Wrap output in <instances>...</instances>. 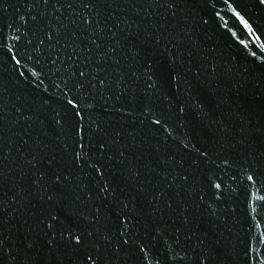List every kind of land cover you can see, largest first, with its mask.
<instances>
[{"label": "trees", "instance_id": "1", "mask_svg": "<svg viewBox=\"0 0 264 264\" xmlns=\"http://www.w3.org/2000/svg\"><path fill=\"white\" fill-rule=\"evenodd\" d=\"M9 3L12 6L6 13L0 9V39L10 47L20 45L23 52L25 42L12 37L27 31L21 17L31 19L30 0ZM160 3L165 6L158 7L153 0L120 3L119 8L104 11V16L116 13L106 23L112 27L119 17V27L125 29L118 33L121 38L136 34L137 26L159 27L167 37L161 45L162 62L169 56L165 45L172 51H176L173 45H178L186 54L195 44L188 74L193 86L186 85L187 91L165 83L156 94L129 89L117 99L120 89L115 86L103 93L81 89L64 68L57 72L59 63L52 66L48 62L39 76L32 72H40V65L27 55L17 57L20 65L10 59L0 65V264H82L85 259L70 249L67 254H50L39 241L34 250L25 251L37 240L35 215L48 205L35 196L27 197L21 188L27 186L21 172H28L26 161L38 155L43 144L49 145L44 149L49 159L71 160L75 145L70 137L65 138L55 119L65 114V97L73 96L82 105L94 104L83 109L81 124L87 130L83 142L102 139L109 143L111 150L101 158L109 173L126 175L125 168L142 172L139 180H117L120 195L118 199L115 194L110 196V203L101 204L94 194V182L89 185L93 200L104 213L97 226L109 240L107 251L100 248L104 264H192L198 255L208 257L206 264H264V6L255 0H228L249 21L253 35L224 0ZM75 11L86 15L94 10L81 8L77 0ZM70 12L61 8L57 13L51 6L47 9L53 21L56 15L63 18ZM109 39L105 29L97 43ZM213 63L217 71L209 75ZM198 69L203 75L196 79ZM156 120L160 123H154ZM113 139L119 143L112 145ZM119 151L126 158L123 164ZM95 159L79 162L85 170L79 173L85 184L89 175H98L91 168ZM43 167L61 170L47 160ZM68 171L63 169L65 175ZM48 175L55 179L51 171ZM249 175L254 180H248ZM215 183H220L221 189H215ZM142 187L147 188V196L138 195ZM17 193L21 203H17ZM124 204V211L135 216L139 239L112 254L119 247L116 218L122 215L119 209ZM89 207L95 213V207ZM84 211L88 213L87 208Z\"/></svg>", "mask_w": 264, "mask_h": 264}, {"label": "snow or ice", "instance_id": "2", "mask_svg": "<svg viewBox=\"0 0 264 264\" xmlns=\"http://www.w3.org/2000/svg\"><path fill=\"white\" fill-rule=\"evenodd\" d=\"M78 2L81 8L94 11H89L86 15L76 12L77 0H54V2L53 0H30L31 9L37 11L33 13L30 9L28 13L30 20L21 17L22 26H25L27 31L23 35L12 37L14 41H24L26 47L22 52L20 45H14L15 52H13V47L8 46L0 39V65L9 59L14 61L15 65H20L21 60L17 57L27 55L29 59L40 65V72H32L33 76H39L48 62L52 66L59 63L61 67L56 69L57 72L64 68L69 73V78L74 79L75 84L79 85L81 89L90 88L103 93L115 86L120 89L117 99H120L129 89L134 92L156 94L165 83L169 86L174 83L178 90L185 91H187L186 85L193 86L192 81L188 79V74L192 71L191 65L194 63L191 49L196 47L195 44L187 49L186 54L179 49L178 45H173L176 51L167 49L165 45L169 56L162 62L160 58L164 56V51H161V45L167 37L163 35L159 27L141 28L137 26L136 34L122 35V38L118 33H125V29L119 27V17H117V23L108 27L106 21L112 20L116 13L111 11L107 16H104V11L119 8L120 3H127L129 0H78ZM153 2L158 7L165 6L160 3V0H153ZM165 2L167 3V0ZM224 2L228 4V0H224ZM255 3L264 6V0H255ZM11 6L9 0H0V9L4 13ZM49 6L53 7L57 13L61 8L70 9L72 12L67 16L63 15V18L56 15L53 21L47 13ZM168 6L172 5L168 4ZM41 7L44 8V11L39 10ZM228 7L236 18L255 35V30L249 21L231 4H228ZM145 19L147 20V16ZM128 27L131 28V24ZM113 28L116 31H113ZM98 29L99 31H97ZM105 29H107V33H110V39L98 44L97 39L100 38V32H104ZM19 31L20 29L17 28L18 33ZM140 34L143 35L142 40L139 38ZM259 39L260 37H257V40ZM29 46L31 51H29ZM261 47L264 48V45ZM216 71L217 66L213 63L210 66L209 75ZM20 75L24 74L20 73ZM201 75L203 72L198 69L196 79H199ZM141 83L142 89L140 88ZM65 86L67 87V82ZM65 99L67 100L65 114L59 119H54L65 138L70 137L72 144L75 145L72 147L71 160L61 162L57 160L56 156L49 159L44 155V149L49 145L43 144V147L38 149V155H34L33 159L26 161L30 166L28 172H21L27 182V186L22 184L21 188L27 197L35 196L38 202L43 201L48 205V207H41L39 214L35 215L34 234L37 240H34L29 245V249L25 251L34 250L37 241H39L43 244V250L50 254L59 251L67 254L70 249L74 254L84 256L82 264H104L100 248H105L109 240L97 227L104 219V213L100 204H96L93 200V189L89 185L94 182V194L99 198L101 204H104L109 202L108 198L114 194L115 198H119L117 180L123 179L125 182L139 180L142 172L139 169L125 168L126 175L110 174L108 167L101 159L107 156L111 150L109 143L102 139L95 142L93 140H89L87 143L83 142L87 131L81 124L84 119L83 109L93 108L94 104L82 105L75 96L65 97ZM113 110L118 111L119 109ZM180 110L184 111L183 108ZM57 115L59 116V113ZM27 119L30 120L31 117ZM154 123L159 124L160 121L156 120ZM111 143L116 145L119 142L113 139ZM113 155L115 156V153ZM261 155L264 156V152ZM94 157L96 158L95 163L91 165V168L98 175H89V183L85 184L79 175L85 170L79 162L83 161L87 164L88 160ZM119 158L120 163L123 164L126 159L123 151H119ZM45 160L50 165L60 166L61 170L48 169L46 171L43 167ZM37 165H41V167H37ZM63 169H69L67 175L64 174ZM49 171L55 177L54 180L49 177ZM247 179L252 181L254 177L249 175ZM33 186L35 187L33 188ZM132 187L134 188L135 185L133 184ZM213 187L219 190L221 184L215 183ZM148 194L146 187H142L138 193V195L144 196ZM17 197V203H21L20 193H17ZM216 198L219 199V196ZM156 199L158 200L159 197ZM28 203H32L31 199L28 200ZM149 203L152 204V201ZM89 205L95 207V213L92 212V207ZM111 206L115 207L114 204ZM153 206L155 207V205ZM32 207H36V205H32ZM126 207L127 205L124 204L119 209L122 215L116 218L119 247L112 254H118L129 245L130 241L135 244L139 239L135 231L137 225L133 223L135 216L125 212L124 208ZM167 207L171 209L172 205L168 204ZM85 208L88 209V213H85ZM107 223L111 224V221H107ZM124 228L128 230H120ZM101 240H104V244L100 243ZM2 243L0 241V244ZM137 246L139 247V245ZM107 250L105 248V251ZM12 258H17L15 252L12 253ZM207 260V256H194L192 264H206Z\"/></svg>", "mask_w": 264, "mask_h": 264}]
</instances>
